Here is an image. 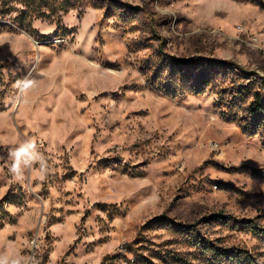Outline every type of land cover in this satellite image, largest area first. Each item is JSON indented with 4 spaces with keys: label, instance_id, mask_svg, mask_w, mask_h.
<instances>
[{
    "label": "rangeland",
    "instance_id": "rangeland-1",
    "mask_svg": "<svg viewBox=\"0 0 264 264\" xmlns=\"http://www.w3.org/2000/svg\"><path fill=\"white\" fill-rule=\"evenodd\" d=\"M232 251L264 264V0H0V264Z\"/></svg>",
    "mask_w": 264,
    "mask_h": 264
},
{
    "label": "trees",
    "instance_id": "trees-1",
    "mask_svg": "<svg viewBox=\"0 0 264 264\" xmlns=\"http://www.w3.org/2000/svg\"><path fill=\"white\" fill-rule=\"evenodd\" d=\"M175 64H176V66L179 65L182 68L183 67H194L197 65L196 61H188V60H181V59H176ZM255 104L259 105V100ZM208 249H209V251L213 250V248H208ZM229 251H231V250L222 249V250H220V252L218 254H219V256H223V255L229 253ZM232 252L235 253V256L239 255V251H232ZM233 253L231 255H233ZM238 260L241 264H258L256 261L252 260V256L247 257L246 255L242 256L240 254Z\"/></svg>",
    "mask_w": 264,
    "mask_h": 264
},
{
    "label": "clouds",
    "instance_id": "clouds-1",
    "mask_svg": "<svg viewBox=\"0 0 264 264\" xmlns=\"http://www.w3.org/2000/svg\"><path fill=\"white\" fill-rule=\"evenodd\" d=\"M30 150H34V145L33 144H27L20 148L14 155L17 157L15 164L13 165V171H18L20 168L21 164V157H23V162L24 163H29L32 159L35 158L33 155V152ZM27 158V159H25Z\"/></svg>",
    "mask_w": 264,
    "mask_h": 264
}]
</instances>
